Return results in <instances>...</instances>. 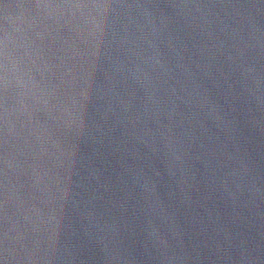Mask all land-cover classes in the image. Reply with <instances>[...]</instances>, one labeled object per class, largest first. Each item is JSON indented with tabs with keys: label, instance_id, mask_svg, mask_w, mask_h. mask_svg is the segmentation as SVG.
<instances>
[{
	"label": "water",
	"instance_id": "95a60500",
	"mask_svg": "<svg viewBox=\"0 0 264 264\" xmlns=\"http://www.w3.org/2000/svg\"><path fill=\"white\" fill-rule=\"evenodd\" d=\"M0 264H264V0H0Z\"/></svg>",
	"mask_w": 264,
	"mask_h": 264
}]
</instances>
